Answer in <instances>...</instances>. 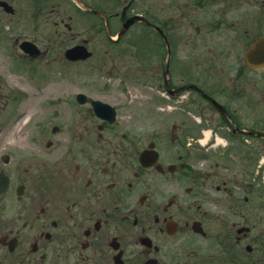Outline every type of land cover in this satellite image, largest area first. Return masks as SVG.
I'll list each match as a JSON object with an SVG mask.
<instances>
[{"label": "flooded vegetation", "instance_id": "obj_1", "mask_svg": "<svg viewBox=\"0 0 264 264\" xmlns=\"http://www.w3.org/2000/svg\"><path fill=\"white\" fill-rule=\"evenodd\" d=\"M0 1L40 89L0 147V264H264V0H136L128 42L126 5Z\"/></svg>", "mask_w": 264, "mask_h": 264}, {"label": "rangeland", "instance_id": "obj_2", "mask_svg": "<svg viewBox=\"0 0 264 264\" xmlns=\"http://www.w3.org/2000/svg\"><path fill=\"white\" fill-rule=\"evenodd\" d=\"M96 1L99 4L115 3L117 5H122L123 3L122 0H96ZM152 3H153L152 0H140L138 6L141 9L148 10L149 6ZM61 4L67 5L63 0L61 1ZM174 7H176V5H174ZM164 8L165 6H160L158 10L160 9L163 10ZM0 18L2 19L4 23H6L5 21H9L12 19L9 15L5 14L2 10H0ZM10 26H4L5 28L3 26H0V35L2 34V37H6L9 40L12 39L14 36H16L18 32H20L18 29H10ZM60 29L66 32V29L64 28L63 25H61ZM145 31L146 30H144V32ZM12 34L14 35L13 37H12ZM133 36H134V31L128 34L126 41L128 42L129 37L132 38ZM148 41L149 39L145 43V45L147 46H148ZM6 47H7L6 52H9L8 48L12 49L14 45L6 44ZM0 65H1V70H0V147L4 148V146L10 145V144H7L8 142H6V139L9 141L14 136L18 138L19 134L28 131L32 127V124L27 125L26 122L28 121L32 123L33 120L31 118H34L36 114L39 112L38 111L39 106L32 104V102L34 101L35 96L38 94L40 89H38L37 83L35 82V79H36L35 75L30 73V75L28 76L26 74L18 73L13 70L12 56L10 52H9V55L5 57L0 56ZM56 76L60 77V75H56ZM16 89L23 91L22 95L19 97L20 100L17 99L18 98L17 91L12 92ZM26 90L27 92H25ZM16 111L17 113L15 114ZM12 115L14 116L13 120L11 119ZM24 115H26L25 122L23 118ZM11 129H14L15 132H13V135H11V137L8 139V132Z\"/></svg>", "mask_w": 264, "mask_h": 264}, {"label": "water", "instance_id": "obj_3", "mask_svg": "<svg viewBox=\"0 0 264 264\" xmlns=\"http://www.w3.org/2000/svg\"><path fill=\"white\" fill-rule=\"evenodd\" d=\"M139 19H141V18H139ZM134 22V20H132V22H129L128 24H127V28L129 27V25L131 24V23H133Z\"/></svg>", "mask_w": 264, "mask_h": 264}]
</instances>
